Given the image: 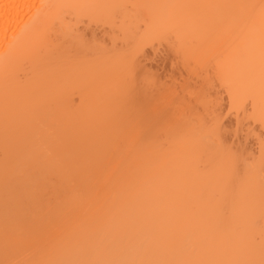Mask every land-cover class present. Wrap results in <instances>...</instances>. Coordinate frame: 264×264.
Segmentation results:
<instances>
[{
    "label": "bare ground",
    "instance_id": "6f19581e",
    "mask_svg": "<svg viewBox=\"0 0 264 264\" xmlns=\"http://www.w3.org/2000/svg\"><path fill=\"white\" fill-rule=\"evenodd\" d=\"M0 264H264V0H0Z\"/></svg>",
    "mask_w": 264,
    "mask_h": 264
}]
</instances>
